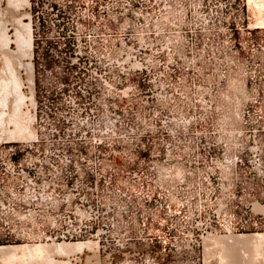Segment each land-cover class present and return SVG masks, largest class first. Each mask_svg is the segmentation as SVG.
Here are the masks:
<instances>
[{"label": "built area", "instance_id": "1", "mask_svg": "<svg viewBox=\"0 0 264 264\" xmlns=\"http://www.w3.org/2000/svg\"><path fill=\"white\" fill-rule=\"evenodd\" d=\"M27 2L35 136L0 143V240H97L124 264L111 242L131 231V189L163 190L191 240L231 232L236 188L252 209L264 179L257 132L214 98L224 12L242 0Z\"/></svg>", "mask_w": 264, "mask_h": 264}, {"label": "rangeland", "instance_id": "2", "mask_svg": "<svg viewBox=\"0 0 264 264\" xmlns=\"http://www.w3.org/2000/svg\"><path fill=\"white\" fill-rule=\"evenodd\" d=\"M261 2L262 0L259 3L261 4ZM262 3L261 7L264 5V0ZM242 4H244V7L235 8L234 13L232 10L224 12L225 31L222 32L220 43L223 49L221 56L223 62L222 72L219 75L222 82L221 86L214 91V98L222 114L228 113L229 110L233 112L237 130L248 131L249 133L257 132V140L264 147V26L259 25L261 20H264V10H262L264 6L258 10L249 0H242ZM261 10L263 11L262 14L259 13ZM25 22L29 23L27 20ZM14 27L12 30L13 36ZM15 50L16 45L14 44L13 51ZM24 62H30L32 67L34 63L33 75L35 80L37 77L36 59L34 61H32V58L30 60L25 59ZM3 66L0 65V69ZM21 74L25 80L22 92L29 97L30 88L26 82L25 69H21ZM1 75L0 73V77H2ZM8 90H10V95L12 93L16 97L14 89V92L10 88ZM12 95L11 97H13ZM12 99H8L10 101L9 106H11L9 109L13 105L11 101L14 99ZM29 104L28 101L24 106V111L28 110L31 113L33 112V106H29ZM10 129H13V126H10ZM248 192L249 189L244 185L236 188L235 206H238V208L235 210L236 218L233 219L234 229L231 233L221 228L219 232L211 233L212 235L264 233V210L256 211L255 204H253L252 209L244 207V204L247 205V199H249ZM131 193L133 201L128 203L131 215V231L129 234H120L112 240V247H115L113 250L115 259L124 264L206 263L204 241L208 235L204 238L191 240L185 232H181L180 225L186 220L185 212L176 214L177 208H172L170 211L167 208L170 203L163 190H157L156 195L151 196L153 198L151 201L146 192L140 194L131 189ZM251 197L254 199V203L264 207V179L255 181ZM241 220L244 225L240 222ZM175 222L179 223L178 227L174 224ZM122 244L124 248L120 247ZM0 245H18V243H6L0 240ZM94 251L86 250L85 254L78 253L71 255L69 258L60 255L55 260L86 264L88 256L91 258L88 264H96V258L99 256V264H104L105 253L98 250L97 254V248ZM96 255L98 256L96 257ZM73 258L77 262L72 261ZM214 258L211 260V262L213 261L212 264L215 263ZM215 259L217 260V257Z\"/></svg>", "mask_w": 264, "mask_h": 264}, {"label": "bare ground", "instance_id": "3", "mask_svg": "<svg viewBox=\"0 0 264 264\" xmlns=\"http://www.w3.org/2000/svg\"><path fill=\"white\" fill-rule=\"evenodd\" d=\"M249 1L250 3L252 2L258 10L264 6L261 7L263 0L261 4L259 3L261 0ZM27 5L28 4L24 0H11L12 12H14L12 22L14 20L15 31L14 36H12V41L10 39L8 42H13V44L16 45V50L12 52V57L8 55L5 59H2L4 60V66L1 68L3 69L2 71L0 69V73L2 74V77H0V142L29 141L35 136L33 127L34 114H32L33 112L30 113L28 110L24 111V106H26L28 101L30 103L29 106L34 105V70L30 62H24L25 59L30 60L33 56L32 26L30 22L26 23L23 20L26 16L28 17V14L26 12H19L21 8ZM262 10H264V8ZM262 10L259 13L262 14ZM1 23L0 26H2ZM259 25H262V27L264 26L263 19ZM0 34L2 35V33ZM0 39H2V37ZM3 40L4 43L7 41L5 39ZM1 43L4 46V43ZM4 52L9 53L11 51L8 52L7 50ZM21 69H25L26 71V82L29 84L30 88L29 97L22 92L25 80L22 78ZM9 88L13 92L15 90L16 97H14L12 93L11 95L14 98L11 97L10 90H8ZM10 98L14 99H12L14 102L11 101V104H13L11 109H9L11 106H9L10 101H8ZM10 126H13V129H10ZM255 208L256 211L264 210V207L257 203H255ZM204 244V256H206L205 264H212L213 261L211 262V260H213L214 256L217 257V260L215 257L214 261L215 263L218 261V264H264V233L228 234L221 236L209 234L205 238ZM95 248H97L96 252L98 254L99 244L91 240L75 243L0 245V264H74L71 261L65 260L59 262L55 259L60 255L61 257L65 256L69 258L71 255L78 253L85 254L86 250L95 252ZM97 256L98 255H96V257ZM99 258V256L96 258V264H99ZM90 259L91 258L87 256L86 264L91 261Z\"/></svg>", "mask_w": 264, "mask_h": 264}, {"label": "crops", "instance_id": "4", "mask_svg": "<svg viewBox=\"0 0 264 264\" xmlns=\"http://www.w3.org/2000/svg\"><path fill=\"white\" fill-rule=\"evenodd\" d=\"M20 1H22V0H20ZM24 1H26V3L28 4V2H27V0H24ZM9 6H11V0H0V23L2 24V26H0L1 28H0V33H2V35L0 34V38L2 37V39H0L1 40V42H3L4 43V40L3 39H5V40H7V41H5V43H4V46L2 45V43L0 42V65H4L3 63V61L4 60H2V59H5L6 58V56H8V55H12V52H13V42H11L12 41V36H13V33H12V30H13V26H14V20H13V22H12V19H13V17H14V12H12V10H13V8H12V6L11 7H9ZM10 12V13H9ZM20 13H23V12H27L28 13V5L27 6H24V8H21L20 9V11H19ZM28 19V17H26V18H24L23 20L25 21V20H27ZM4 30H3V29ZM6 29H7V31H6ZM3 31V32H2ZM6 31V32H5ZM6 38H5V37ZM9 38H8V37ZM4 37V38H3ZM8 38V39H7ZM11 39V43L10 42H8V40H10ZM3 40V41H2ZM8 42V43H7ZM5 44H8V45H5ZM5 47V48H3V47ZM8 46V47H7ZM9 48V49H8ZM8 50V52L9 51H11V52H9V53H7V52H4V51H7ZM9 56V57H10ZM12 57V56H11Z\"/></svg>", "mask_w": 264, "mask_h": 264}]
</instances>
